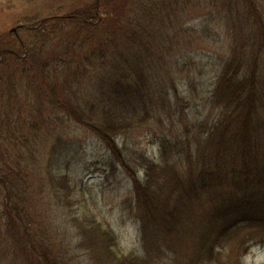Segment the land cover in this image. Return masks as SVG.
Instances as JSON below:
<instances>
[{"label":"trees","instance_id":"trees-1","mask_svg":"<svg viewBox=\"0 0 264 264\" xmlns=\"http://www.w3.org/2000/svg\"><path fill=\"white\" fill-rule=\"evenodd\" d=\"M216 1L238 10L243 29L233 38L232 59H225L221 70L213 67L211 90L202 97L209 118L190 109L186 96L181 98L185 91L161 57L155 63L147 56L173 41V31L186 24L181 20L198 0L88 1L69 13L26 22L33 35L23 41L5 40L8 47L0 59V264H247L251 243L264 236V0L211 4ZM13 2L0 1V18L14 12ZM52 33L56 45L49 43ZM186 61L175 69L181 79L189 77ZM89 68L98 91L84 105L77 104L81 89L75 85L91 73ZM166 116L177 124L176 133L154 129ZM70 120L89 126L114 154L119 149L115 139L127 136L118 156L133 178L129 206L139 224V245L130 251L101 217L99 199L70 176L78 145L49 132ZM136 132L155 138L161 148L158 160L143 150L137 157L128 151ZM49 136L54 138L50 145ZM131 159L141 163L143 176ZM228 193L238 196L225 197ZM46 195L49 206H58L56 218L39 212ZM220 195L226 201L215 204ZM230 231L241 241L228 251L218 250Z\"/></svg>","mask_w":264,"mask_h":264},{"label":"rangeland","instance_id":"rangeland-1","mask_svg":"<svg viewBox=\"0 0 264 264\" xmlns=\"http://www.w3.org/2000/svg\"><path fill=\"white\" fill-rule=\"evenodd\" d=\"M12 1H14L12 5L14 12L9 15L2 14L0 18V59H2L1 54L3 50H7L8 47L5 44L6 39L10 38L13 41L19 39L23 41V38L33 35L26 29L27 27L22 26L26 22L34 24L40 18L50 14L56 13L61 15L69 13L77 6L80 7L85 2L87 3L93 0H64L60 6H52L50 3L53 0ZM37 1H40L41 4L37 5ZM198 3V6L191 7L184 18H182L181 25L183 20L186 24H183V26L173 31V41L167 44L165 43L163 49H158L159 52L154 50V55L153 50H151V55L147 56L156 58L155 63H158V59L161 57L160 63H165L166 68H169L168 74L177 77L175 80L179 82L178 86L180 90L185 91L184 95L181 94V98L186 96L189 99L188 101H192L190 109H194L193 111L198 112L203 118H209L211 114L209 109H205L206 100H202V97L206 93L209 95V91L211 90V84L215 77L214 65L216 64L219 70H221L222 66L224 67L225 65V59H232L236 43L233 38L235 35L241 33L243 25L241 21L237 20L238 10L234 6L228 10L222 1H216L211 4V0H198ZM36 5L37 7L35 8ZM14 27H16L15 31L13 30ZM176 31L177 33H175ZM240 41L243 42L244 39H240ZM18 43L21 44L20 42ZM49 43L51 45L58 43L53 37V33L49 35ZM242 47L243 43L238 51L239 53ZM251 49L253 50L255 47L252 46ZM184 55H193L194 57L190 61H186L183 60ZM178 59L180 63H178ZM182 61L187 62L185 73H188L189 77L187 76L185 79H181V76L179 77V74L175 70ZM128 64L131 66L135 65V63ZM91 68H89V72L93 73ZM91 73L86 75L87 78L86 76L84 79L79 78L81 81L77 84H81L75 85L81 89L77 104L81 103L84 105L95 95L92 92L98 91V80L95 79L96 74L93 73L92 75ZM103 74L107 75V73ZM262 77H264V74ZM89 80L93 84H90L88 82ZM175 115L174 120H177L178 113ZM172 122V118L168 119L166 116L165 122L154 124L158 127L154 129L163 133L170 134L172 131L176 133L178 128L177 124L174 125ZM49 132L53 133L52 135L62 134L65 138L70 137L75 142V145H78L79 152L74 156L69 170L71 178L77 181L79 185L83 184L85 188H88V196L92 194L94 195L93 197L99 199L98 211H101V217L106 222L111 223L116 229L120 236L122 247L126 251L136 248L139 245V224L131 217L129 206V201L132 197L133 178L127 171L123 161L119 160L118 156V153L119 155L122 154L120 148L123 147V137H127L124 135L125 133L115 139L119 149L114 154L107 143L94 131L90 130L89 126L78 124L76 120H70L63 125L53 127L49 129ZM263 132L264 128L262 130ZM130 133L132 134L133 132ZM49 137L50 145L54 142V138L52 136ZM154 139L150 135H145V132H136L134 138H130L131 142L128 145V151L130 152L131 150L133 157H137V152L143 150L146 152V155L158 160L160 158L161 148L157 143L153 142ZM261 158L263 159V156ZM134 159L137 160V158ZM131 160V164L138 166V170L136 166L135 169L139 176H143L144 170H142L141 163L139 162L138 165L133 159ZM42 163L43 161H40V168L42 167ZM226 189L228 191L232 190L229 185ZM223 190L221 189L220 194H222ZM224 195L228 198L238 196L229 193ZM46 197L44 201L39 200L41 202V206L38 207L39 212L42 215H45L47 212V218L53 213L52 218H56L59 215L57 211L58 206H49V196L46 195ZM43 198L44 196H41L39 199ZM215 200L216 197L211 200V203L215 202ZM124 201H126L127 206ZM219 201L224 203L226 198L223 200L220 195L215 204H218ZM262 203H264L263 199ZM54 209L57 212H53ZM47 222H49V219ZM56 222L59 225H63L62 221ZM223 240H225L224 245L218 248V250L226 247L228 251L230 247H237V244L241 241L240 234L234 231H230ZM252 243L244 257L245 262L247 264H264V236L260 237L258 243ZM224 251L222 250L220 253L223 254ZM80 263L82 264L84 262L81 261Z\"/></svg>","mask_w":264,"mask_h":264},{"label":"water","instance_id":"water-1","mask_svg":"<svg viewBox=\"0 0 264 264\" xmlns=\"http://www.w3.org/2000/svg\"><path fill=\"white\" fill-rule=\"evenodd\" d=\"M13 30H16V27H14Z\"/></svg>","mask_w":264,"mask_h":264}]
</instances>
